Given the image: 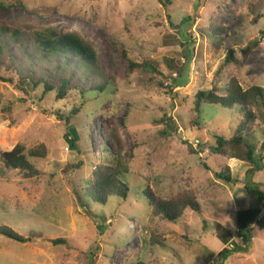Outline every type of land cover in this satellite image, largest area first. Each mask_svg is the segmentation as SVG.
<instances>
[{"label":"rangeland","instance_id":"obj_1","mask_svg":"<svg viewBox=\"0 0 264 264\" xmlns=\"http://www.w3.org/2000/svg\"><path fill=\"white\" fill-rule=\"evenodd\" d=\"M0 2V24L23 32L27 26L76 31L98 55L93 69L73 55L43 60L28 36L22 38L28 54L8 47L19 76L13 82L0 77V154L22 144L27 154L44 145L47 155L30 157L39 171L34 177L7 168L0 157V226L32 239L0 235V264H215L224 248H233L223 237L237 232V211L253 204L244 184L250 165L210 152L216 136L232 135L235 124L231 114L204 102L199 112L196 95L224 93L232 76L244 88L264 87V1ZM218 16L225 18L222 40L212 36ZM0 41L8 44L1 34ZM29 72L39 86L29 83ZM44 76L55 84L70 79L67 97L58 99L56 91L44 97ZM76 107L81 112L73 117ZM68 116L80 136L75 148ZM257 126L254 142L261 150L264 123ZM113 129L124 154L134 152L131 194L102 206L86 196L85 184L107 160L106 148L116 147ZM226 166L236 183L217 176ZM253 180L264 189V163ZM148 186L164 198L193 192L201 211L187 209L178 222L154 217L137 192ZM260 220L252 246L224 264H264V209ZM60 238L68 243L55 244Z\"/></svg>","mask_w":264,"mask_h":264},{"label":"trees","instance_id":"obj_2","mask_svg":"<svg viewBox=\"0 0 264 264\" xmlns=\"http://www.w3.org/2000/svg\"><path fill=\"white\" fill-rule=\"evenodd\" d=\"M250 6L251 10L252 8L255 9L253 4H250ZM252 12L254 11L252 10ZM223 19H225L223 16H218L215 21L216 26H213L212 36L218 40H222L221 37L226 31L225 27H220ZM257 21L258 18L255 22L257 23ZM0 34L2 39L8 42V44H4L0 41V60H4L0 64V77L7 82H13L19 76L14 67V57L8 47L9 45H17L24 54H28L26 43L22 41V38L27 36V42L32 44L43 60H48L57 54H63L73 55L88 68L94 69L98 64V55L94 45L76 31L64 32L56 26H47L40 29L27 26V32H23L15 26L10 27L3 23L0 24ZM234 54L235 50H231L228 56L229 61H235ZM8 65L12 66L10 70L7 68ZM2 72L7 74L1 75ZM27 77L30 84H34L36 87L39 86V81H35L31 72L28 73ZM41 81L44 83V97L53 91H56L58 99L67 97L71 85L70 79L64 78L58 84H55L51 77L46 78L44 76ZM104 87L100 86V89L104 90ZM202 102L231 114L235 124L232 126V135L218 134L216 136L214 144L210 146V152L213 155L229 159L236 158L250 165L244 184L247 193L253 199V204L249 208L237 211V232L235 234L231 233L228 237H223L225 244L232 241L233 246L230 249L224 248L220 252L219 260L215 263L224 264L233 252L247 251L252 246L254 227L261 221L260 216L264 209L263 186L253 180L254 174L262 170L264 163V143L262 144V149L259 150L257 143L254 142L257 125L264 123V87L252 84L244 88L239 79L236 76H232L227 82L225 92L222 94L218 92V89L211 91L201 90L197 93L196 109L199 112L202 111L200 108ZM80 109V107H76L72 110L73 117L81 112ZM71 120L72 116H68L67 121L71 123ZM195 123L198 124V120ZM77 132V128L71 123L68 137L73 148L77 147L76 143L80 140ZM109 136L116 147L111 148L108 146L106 148L107 160L95 166L91 177L85 184L86 196L91 201L102 206H106L113 196L118 199L128 200L131 194V184L127 177L130 174V164L134 157V152L124 154V144L117 129H113ZM186 144L191 154L198 153L192 144L188 142ZM46 155L47 149L44 145L27 154L24 145L18 144L13 150L1 152L0 157L7 168L21 170L26 172L29 177H34L39 174V171L31 162L30 157H44ZM82 166L83 162L71 165L69 169L73 170ZM217 176L228 183L237 182L233 178L230 166L224 167ZM137 192L148 200L151 207V215L154 217L178 222L187 209L196 212L201 211L200 202L196 195L190 191H184L171 198L162 197L149 186ZM0 235L20 242H32L31 238L23 236L8 225L0 226ZM235 241H242L243 245L237 244ZM54 243L67 244L68 241L60 238L54 240Z\"/></svg>","mask_w":264,"mask_h":264}]
</instances>
